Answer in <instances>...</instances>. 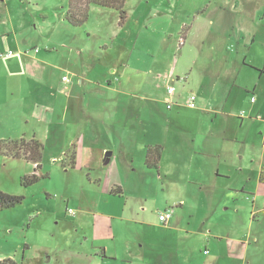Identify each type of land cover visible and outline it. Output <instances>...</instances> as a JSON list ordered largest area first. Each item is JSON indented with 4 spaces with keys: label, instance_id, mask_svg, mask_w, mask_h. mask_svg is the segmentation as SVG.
<instances>
[{
    "label": "rangeland",
    "instance_id": "obj_1",
    "mask_svg": "<svg viewBox=\"0 0 264 264\" xmlns=\"http://www.w3.org/2000/svg\"><path fill=\"white\" fill-rule=\"evenodd\" d=\"M67 3L0 0V140L34 134L44 146L36 172L41 176L27 187L20 179L34 165L0 155V190L23 196L20 204L0 211V259L84 264L86 258L72 250L104 247L105 258L95 264H264V213L252 221L242 208H250L247 196L264 201V184L249 160L258 158L264 141V121L255 117L264 118V74L257 71L264 68V0H126L123 22L118 11L91 6L82 26L66 21ZM111 42L105 51L109 62L146 74L148 98H165L166 80L156 71H168L173 60L176 74L187 76L172 84L184 105L190 94L208 95L218 78L234 84L225 110L245 111V118L241 128L228 126L239 139L226 143L227 169L235 171L218 178V186H208L203 172L195 183H170L155 168L127 160L134 170L124 175L126 184L139 183L126 186L120 197L89 185L96 172L88 176L89 170L65 167L68 146L43 117L50 101L45 77L52 73L51 83L62 89V77H71L64 67L80 64L71 52L83 51L82 61H96L90 50L102 52L97 47ZM48 51L45 61L55 68L42 62ZM250 97L262 103L259 109L251 108ZM145 102L150 113L152 102ZM161 105L168 112L164 101ZM183 116L179 123L191 126V115ZM180 165L183 178L188 163ZM167 166H175L172 159ZM166 209L172 217L162 223L158 215Z\"/></svg>",
    "mask_w": 264,
    "mask_h": 264
},
{
    "label": "crops",
    "instance_id": "obj_2",
    "mask_svg": "<svg viewBox=\"0 0 264 264\" xmlns=\"http://www.w3.org/2000/svg\"><path fill=\"white\" fill-rule=\"evenodd\" d=\"M182 38L183 40L178 42L183 45L186 35ZM110 47H113V42L97 47L103 48L102 52L90 50L88 55L94 57L96 61L91 58L84 62L81 60L83 51L71 52L70 58L74 54L78 55L76 57L80 64L64 67L65 71L70 72L71 77H67L68 80L62 89L57 84L51 83L52 73L44 80L49 88L47 97L50 100L43 110L44 120L49 127L53 126L59 130L69 148L73 143L76 144L74 169L89 170L88 176L92 171L97 173L93 181L89 180V185L110 195L112 189L119 187L121 194L112 196L121 197L126 186L133 187L139 183L133 180L131 186L126 184L127 177L124 175H127V170H134L126 161H138L146 168V150L157 145L162 147L157 176L170 183L177 184L184 180L187 183H195L203 172L208 178L207 185L215 187L218 186V178H226L231 171L234 172V168L227 169L226 143L237 142L239 139L238 136H233L228 126L232 124V129L241 128L245 118V111L232 114L225 110L234 84L218 78L205 97H202L197 89L199 93L195 107L188 106V98L184 105L183 94L175 87L174 104L170 109L166 106L168 112L164 113L161 103L164 101L166 105L169 98L167 88L173 86V82L179 77L176 74V60H173L168 71H156L159 79L166 80L165 98L162 101L161 97L159 99L153 95L149 98L146 96L148 85L146 74H140L127 63L116 65L113 64L114 62H109L106 52ZM50 54V51L45 52L42 62L47 64L45 60ZM47 65L55 68L51 62ZM39 70L40 68L37 69ZM190 76L193 81L191 74ZM193 82L196 83V80L194 79ZM251 98L249 104L251 108L259 109L262 103L257 106L258 100L254 98V101H251ZM148 99L152 102L150 113L145 102ZM184 114L191 115L194 121L189 127L179 123ZM255 117L264 121L263 116L258 113ZM31 137L35 138V135ZM107 150L112 154L109 162L104 164V154ZM195 154L200 155L201 158ZM258 155V158L255 156L249 160L253 166L252 171L258 174V180L263 185L264 179H260V172L264 169V141ZM169 158L173 160L175 166L165 167ZM196 159L202 161L198 163L195 162ZM183 161L188 163V168L185 171L186 176L182 178L184 172L180 168V163ZM101 162L103 167H100ZM240 169L244 170L242 166ZM173 170L177 173L170 172ZM250 199V208L244 205L242 208L245 213L249 212L251 220L255 221L258 218L257 214L264 213V201L258 203L256 195L247 196V200ZM72 252L80 258H86L84 264H95L99 258L106 256L104 247L84 252L72 250ZM100 254L104 256L100 257Z\"/></svg>",
    "mask_w": 264,
    "mask_h": 264
},
{
    "label": "trees",
    "instance_id": "obj_3",
    "mask_svg": "<svg viewBox=\"0 0 264 264\" xmlns=\"http://www.w3.org/2000/svg\"><path fill=\"white\" fill-rule=\"evenodd\" d=\"M126 0H68L67 9L65 13L66 21L72 26H82L88 19L89 10L91 6L102 8H110L119 12L120 22L126 18L124 5ZM185 30V28H183ZM184 37V35H181ZM259 74H264V68L257 70ZM44 146L42 142L34 137L26 139L21 137L18 140H0V155L12 158H23L25 161L31 162L34 165L31 174H25L21 177L20 183L24 187L34 184L40 175L36 172L40 168L42 159V152ZM162 147L157 145L148 147L146 150L145 164L148 168H155L157 170L158 163L161 158ZM76 144L73 143L65 154V167H75ZM260 179H264V169L260 172ZM112 195L121 194L119 187L112 189ZM23 196L15 193H8L0 190V211L4 209L13 208L20 204ZM264 211V209H263ZM104 256V254H102ZM0 264H17L11 257H4L0 259Z\"/></svg>",
    "mask_w": 264,
    "mask_h": 264
},
{
    "label": "built area",
    "instance_id": "obj_4",
    "mask_svg": "<svg viewBox=\"0 0 264 264\" xmlns=\"http://www.w3.org/2000/svg\"><path fill=\"white\" fill-rule=\"evenodd\" d=\"M38 50V49H37ZM36 50V51H37ZM12 53V51L11 50H9L8 51V53L7 54H11ZM63 79L64 80H68V78L67 77H63ZM184 79H186V77L185 76H180V77H177V80H179V81H183ZM174 92H175V88H174V86H169L168 88H167V95H168V100L166 101V106H167V108L168 109H170L171 107H172V105H173V95H174ZM195 99H196V97H195V95L194 94H190L189 95V97H188V102H187V104H188V106L189 107H195L196 105H195ZM251 101H254V98L252 97L251 98ZM68 214H73V210L72 209H69L68 210ZM158 217H159V220L162 222V223H167L168 222V220L172 217V210L171 209H166V210H164V211H161L160 213H159V215H158Z\"/></svg>",
    "mask_w": 264,
    "mask_h": 264
},
{
    "label": "water",
    "instance_id": "obj_5",
    "mask_svg": "<svg viewBox=\"0 0 264 264\" xmlns=\"http://www.w3.org/2000/svg\"><path fill=\"white\" fill-rule=\"evenodd\" d=\"M112 152L110 150L106 151L104 154V164H107L110 160V156H111Z\"/></svg>",
    "mask_w": 264,
    "mask_h": 264
}]
</instances>
